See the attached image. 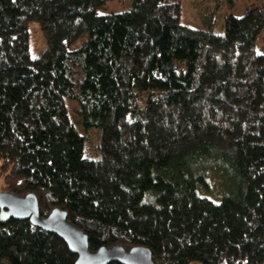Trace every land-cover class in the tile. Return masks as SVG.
Masks as SVG:
<instances>
[{
	"label": "trees",
	"instance_id": "trees-1",
	"mask_svg": "<svg viewBox=\"0 0 264 264\" xmlns=\"http://www.w3.org/2000/svg\"><path fill=\"white\" fill-rule=\"evenodd\" d=\"M108 1L0 0L1 192L33 194L40 217L65 212L91 251L264 264V7L229 11L220 35L181 24L178 0L98 14ZM212 176L229 189L219 203L200 196ZM75 261L56 234L0 219V264Z\"/></svg>",
	"mask_w": 264,
	"mask_h": 264
},
{
	"label": "rangeland",
	"instance_id": "rangeland-1",
	"mask_svg": "<svg viewBox=\"0 0 264 264\" xmlns=\"http://www.w3.org/2000/svg\"><path fill=\"white\" fill-rule=\"evenodd\" d=\"M181 6L180 23L188 25L192 28L198 29H210L217 34L222 35L224 33L223 19L229 11L234 16L240 17L245 12L255 6L262 5L264 7V0H178ZM230 5V9L228 6ZM132 7V0H109L103 8H100L97 12L100 15H110L122 13L130 10ZM29 31V47L30 58H38L45 50V40L43 38L39 24L31 22L28 24ZM85 41V38H81L70 46V50H76L80 48ZM256 48L258 53L264 54V31L258 37ZM66 111L70 117V120L74 126L76 133L79 136H83L84 130L78 120L73 114V109L77 106L73 102L66 101ZM100 156L99 150L88 146L84 152V157L87 159H96ZM213 177V176H212ZM216 179H209L208 190H204L200 196H203L214 203H219L220 199L229 193V189L226 192L216 185ZM208 183V182H207ZM1 180H0V192H1ZM223 194V195H222ZM215 195H221L222 197L215 199Z\"/></svg>",
	"mask_w": 264,
	"mask_h": 264
},
{
	"label": "water",
	"instance_id": "water-1",
	"mask_svg": "<svg viewBox=\"0 0 264 264\" xmlns=\"http://www.w3.org/2000/svg\"><path fill=\"white\" fill-rule=\"evenodd\" d=\"M10 218L17 221L28 220L43 231L56 234L76 256L75 264H154L150 251L141 246L128 251L120 246L91 251L87 236L68 222L65 212L54 209L48 216L40 217L38 202L33 194L19 197L6 192L0 193V219L7 221Z\"/></svg>",
	"mask_w": 264,
	"mask_h": 264
}]
</instances>
